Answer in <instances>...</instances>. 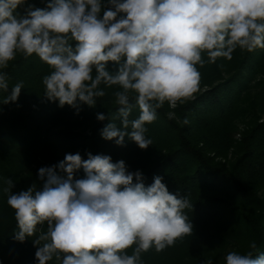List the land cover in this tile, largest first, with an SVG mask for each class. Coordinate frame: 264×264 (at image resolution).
I'll use <instances>...</instances> for the list:
<instances>
[{
  "label": "clouds",
  "instance_id": "1",
  "mask_svg": "<svg viewBox=\"0 0 264 264\" xmlns=\"http://www.w3.org/2000/svg\"><path fill=\"white\" fill-rule=\"evenodd\" d=\"M107 2L102 17V0H51L46 9L29 7L18 16L24 0H0V70L18 54H35L51 69L43 77L44 95L60 107L77 108V101L95 106L105 88L115 86L119 107L112 119L121 118L123 129L109 123L101 136L117 145H123L125 136L140 149L152 145L145 125L157 119L165 103L175 109L195 99L205 53L207 62L215 63L231 60L237 48H264V0ZM109 62L118 65L115 73L108 70ZM22 88L23 81L17 82L3 103L17 101ZM8 89L7 73L0 71V90ZM134 107L140 114L130 120ZM166 115L189 123L175 111ZM105 119L97 114L98 121ZM81 168L84 178H74ZM38 175L42 190L33 185L9 194L7 204L19 229L16 240L23 242L47 225L34 240L39 264L53 259L57 264H143V253L161 252L192 234L184 212L192 207L190 201L171 194L160 176L146 187L142 173L128 172L122 160L66 154ZM7 185L4 192L10 193L13 182ZM249 247L246 254L229 252L226 264H264V254L254 258L257 244Z\"/></svg>",
  "mask_w": 264,
  "mask_h": 264
},
{
  "label": "trees",
  "instance_id": "2",
  "mask_svg": "<svg viewBox=\"0 0 264 264\" xmlns=\"http://www.w3.org/2000/svg\"><path fill=\"white\" fill-rule=\"evenodd\" d=\"M50 2L24 0L15 14L24 16L29 7L46 9ZM109 7L102 0L101 17ZM207 59L205 53L204 66H198L201 80L195 99L174 110L165 103L157 110V119L145 125L153 142L147 149L128 136L123 145L102 138L101 130L109 123L123 129L121 118L112 119L119 107L115 86L105 88L106 95L97 98L95 106L77 101V108L60 107L44 95L43 77L51 69L35 54H18L0 70L7 73L9 83L8 91L0 90V264H39L34 240L47 230L46 224L40 225L32 237L16 240L19 229L8 195L33 185L42 190L39 169L77 153L83 160L88 153L110 156L113 163L122 160L128 172L142 173L146 187L160 176L171 194L192 204L184 210L192 234L161 252L153 248L143 253V264H226L229 252L246 254L253 241L254 258L264 254V48H237L231 60ZM107 68L115 73L118 65L109 62ZM20 81L24 88L17 101L3 103ZM169 111L189 123L169 120ZM98 113L106 119L98 121ZM139 114L134 107L129 119ZM84 176L82 168L74 174L77 179ZM8 180L13 187L5 193ZM127 251L131 254L132 249Z\"/></svg>",
  "mask_w": 264,
  "mask_h": 264
},
{
  "label": "rangeland",
  "instance_id": "3",
  "mask_svg": "<svg viewBox=\"0 0 264 264\" xmlns=\"http://www.w3.org/2000/svg\"><path fill=\"white\" fill-rule=\"evenodd\" d=\"M172 110H174V109H172ZM232 158H233V156H232V154H230L229 159H232Z\"/></svg>",
  "mask_w": 264,
  "mask_h": 264
}]
</instances>
